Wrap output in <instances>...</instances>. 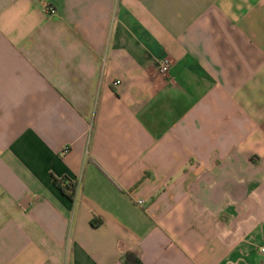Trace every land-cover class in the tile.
Here are the masks:
<instances>
[{
	"label": "crops",
	"instance_id": "0c3cea01",
	"mask_svg": "<svg viewBox=\"0 0 264 264\" xmlns=\"http://www.w3.org/2000/svg\"><path fill=\"white\" fill-rule=\"evenodd\" d=\"M263 246L264 0H0V264Z\"/></svg>",
	"mask_w": 264,
	"mask_h": 264
},
{
	"label": "built area",
	"instance_id": "2783aa9c",
	"mask_svg": "<svg viewBox=\"0 0 264 264\" xmlns=\"http://www.w3.org/2000/svg\"><path fill=\"white\" fill-rule=\"evenodd\" d=\"M44 11L48 14H56L57 13V9L55 6L50 5L48 3L44 4ZM170 68V60L168 58H162L159 62V69L163 74H166L169 71ZM120 80H116L114 83L115 84H119ZM68 150V147L65 148V151ZM64 186L67 185H71L73 183V181L69 180V179H61ZM261 251L264 252V246L261 248Z\"/></svg>",
	"mask_w": 264,
	"mask_h": 264
},
{
	"label": "trees",
	"instance_id": "16d2710c",
	"mask_svg": "<svg viewBox=\"0 0 264 264\" xmlns=\"http://www.w3.org/2000/svg\"><path fill=\"white\" fill-rule=\"evenodd\" d=\"M62 180L60 179L59 182H58V185L61 187V189L63 191H66L65 189H69L73 191L74 193V188L76 187L74 185V183H72L71 185H67V186H62L61 184ZM73 193L72 194H69L71 197H73ZM123 262L124 264H142L141 261H140V258L138 257H135L134 256V253L132 251H129V250H126L123 254Z\"/></svg>",
	"mask_w": 264,
	"mask_h": 264
}]
</instances>
